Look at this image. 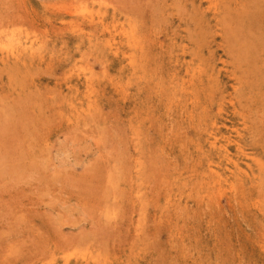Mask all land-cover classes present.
<instances>
[{
	"label": "rangeland",
	"instance_id": "1",
	"mask_svg": "<svg viewBox=\"0 0 264 264\" xmlns=\"http://www.w3.org/2000/svg\"><path fill=\"white\" fill-rule=\"evenodd\" d=\"M67 263L264 264V0H0V264Z\"/></svg>",
	"mask_w": 264,
	"mask_h": 264
},
{
	"label": "bare ground",
	"instance_id": "2",
	"mask_svg": "<svg viewBox=\"0 0 264 264\" xmlns=\"http://www.w3.org/2000/svg\"><path fill=\"white\" fill-rule=\"evenodd\" d=\"M83 6V5H82ZM81 6V7H82ZM79 8V7H78ZM102 10V9H101ZM105 12V11H104ZM91 14H92V12H91ZM106 14V13H105ZM85 15V14H84ZM80 16V15H79ZM216 16V15H215ZM87 17V16H86ZM84 19V18H83ZM101 19V18H100ZM106 20V19H105ZM108 20V19H107ZM94 21H97V20H94ZM92 22V21H91ZM105 22V21H104ZM112 22V21H111ZM86 24V23H85ZM105 24V23H104ZM93 26V25H92ZM75 27H77V26H75ZM113 27V26H112ZM81 28V27H80ZM96 28V27H95ZM114 28V27H113ZM82 29V28H81ZM88 29V28H87ZM112 29V28H111ZM96 30H98V29H96ZM100 31H101V29H100ZM118 32V31H117ZM105 33V32H104ZM19 34V33H18ZM85 34V33H84ZM97 34V33H96ZM113 34V33H112ZM128 34V33H127ZM75 35V34H74ZM101 35V34H100ZM115 35V34H114ZM118 35V34H117ZM116 35V36H117ZM122 35V34H121ZM85 36V35H84ZM87 36V35H86ZM22 38V37H21ZM121 38V37H120ZM26 40V39H25ZM21 41V40H20ZM29 41V40H28ZM37 41V40H36ZM124 41V40H123ZM6 42V41H5ZM88 42V41H87ZM102 42V41H101ZM139 41H137V43H138ZM23 43V42H22ZM27 43V42H26ZM32 43V42H31ZM136 43V44H137ZM36 44H37V42H36ZM132 44V43H131ZM3 45V44H2ZM135 45V44H134ZM18 46V45H17ZM21 46H23V45H21ZM105 47V46H104ZM136 47V46H135ZM6 48V47H5ZM33 48V47H32ZM102 48V47H101ZM22 50V49H21ZM122 51H123V49H122ZM133 51V50H132ZM14 53V52H13ZM26 53V52H25ZM33 53V52H32ZM101 53H102V51H101ZM27 54V53H26ZM38 54V53H37ZM9 56V55H8ZM14 56H15V54H14ZM41 56V55H40ZM26 57H28V56H26ZM13 58V57H12ZM131 59V58H130ZM31 60H32V57H31ZM116 60V59H115ZM111 61H113V60H111ZM106 62V61H105ZM124 62V61H123ZM124 76V75H123ZM134 76V75H133ZM129 77V76H128ZM135 78V77H134ZM123 79H124V77H123ZM90 80V79H89ZM130 81V80H129ZM117 82H118V80H117ZM89 83V82H88ZM119 83V82H118ZM90 85L92 84L91 82L89 83ZM121 86V85H120ZM123 87V86H122ZM122 87H120L121 89H122ZM123 89H125V88H123ZM186 90V89H185ZM122 92H123V90H121ZM87 104V103H86ZM88 107H89V104H88ZM88 111H90L89 109H88ZM214 123V122H213ZM211 130V129H210ZM214 130V129H213ZM212 130V131H213ZM211 131V132H212ZM213 133V132H212ZM210 134V133H209ZM215 135V134H214ZM213 136V135H212ZM209 139H211L210 137H209ZM212 139H214V138H212ZM217 142V141H216ZM214 143H215V141H214ZM219 143V142H218ZM215 145V144H214ZM218 145V144H217ZM216 146V145H215ZM221 146V145H220ZM217 148V147H216ZM217 150V149H216ZM219 150V149H218ZM197 151H199V150H197ZM213 152V151H212ZM220 152V151H219ZM218 152V153H219ZM207 155V154H206ZM209 155V154H208ZM214 156V155H213ZM201 157V156H200ZM209 157V156H208ZM206 158V157H205ZM218 159V158H217ZM220 160H222V159H220ZM214 161V160H213ZM232 163V162H231ZM223 165V164H222ZM210 166V165H209ZM218 166V165H217ZM208 167V166H207ZM216 169V168H215ZM208 171V170H207ZM206 171V172H207ZM231 172V171H230ZM236 174V173H235ZM240 175V174H239ZM234 176V175H233ZM236 176V175H235ZM223 177V176H222ZM235 178V177H234ZM206 179V178H205ZM204 182V181H203ZM202 182V183H203ZM206 188V187H205ZM103 230V229H102ZM68 264V263H67Z\"/></svg>",
	"mask_w": 264,
	"mask_h": 264
}]
</instances>
